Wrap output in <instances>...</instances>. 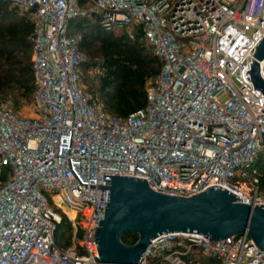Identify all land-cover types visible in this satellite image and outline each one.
Returning <instances> with one entry per match:
<instances>
[{
	"label": "built area",
	"instance_id": "2783aa9c",
	"mask_svg": "<svg viewBox=\"0 0 264 264\" xmlns=\"http://www.w3.org/2000/svg\"><path fill=\"white\" fill-rule=\"evenodd\" d=\"M3 1L34 26L36 91L32 118L0 104V264H102L105 174L171 197L221 187L264 205V95L248 80L264 0ZM87 18L140 40L162 63L146 107L127 118L104 111L82 81L86 57L71 24ZM65 220L73 234L62 248ZM139 264H264V252L247 235L213 243L167 233Z\"/></svg>",
	"mask_w": 264,
	"mask_h": 264
},
{
	"label": "water",
	"instance_id": "95a60500",
	"mask_svg": "<svg viewBox=\"0 0 264 264\" xmlns=\"http://www.w3.org/2000/svg\"><path fill=\"white\" fill-rule=\"evenodd\" d=\"M263 59L264 39L247 78L264 95ZM104 181L110 184L104 186L110 191L108 207L96 236L102 264H139L152 241L167 233L198 234L213 243L247 235L264 252V205L241 204V198L221 187L179 198L154 192L143 179L105 174ZM126 234L138 235L139 241L126 245Z\"/></svg>",
	"mask_w": 264,
	"mask_h": 264
},
{
	"label": "trees",
	"instance_id": "16d2710c",
	"mask_svg": "<svg viewBox=\"0 0 264 264\" xmlns=\"http://www.w3.org/2000/svg\"><path fill=\"white\" fill-rule=\"evenodd\" d=\"M80 3L87 6L85 0H80ZM33 32L34 26L27 17L19 16L7 2L0 0V95L13 89L25 100L33 97L34 103L36 85L33 44L30 41ZM71 34L80 39V50L86 57L82 81L94 95V85L83 74L100 70L99 98L95 96L104 111L124 119L144 109L148 83L162 69V63L152 50L140 40H128L124 34L104 32L95 18L74 20ZM65 224H68L66 220L60 227ZM63 241L57 233L58 244L66 248L69 242L65 244ZM122 241L133 246L139 241V236L126 234Z\"/></svg>",
	"mask_w": 264,
	"mask_h": 264
},
{
	"label": "rangeland",
	"instance_id": "374dc122",
	"mask_svg": "<svg viewBox=\"0 0 264 264\" xmlns=\"http://www.w3.org/2000/svg\"><path fill=\"white\" fill-rule=\"evenodd\" d=\"M19 16H23V15L19 14ZM100 75L101 73H100V70L98 69L96 71H90L88 73L83 74V77L88 78L90 83L94 85L95 95H97L98 98H99V95L97 91V86L99 85ZM6 102L13 103L17 112L22 117L32 118L35 116L33 97L30 100H25L24 98H21L18 95V93L15 92L13 89H9L8 91H6L5 94L0 95V104L6 103ZM98 103L103 108L102 104L99 101ZM262 189L264 193V185ZM58 213L61 214V212H58ZM72 234H73L72 230L68 224H65L63 227H60L59 232H58L59 238H61V240H64L63 243L65 244H67L68 240L70 241L72 239ZM78 240H80V238H78Z\"/></svg>",
	"mask_w": 264,
	"mask_h": 264
},
{
	"label": "bare ground",
	"instance_id": "6f19581e",
	"mask_svg": "<svg viewBox=\"0 0 264 264\" xmlns=\"http://www.w3.org/2000/svg\"><path fill=\"white\" fill-rule=\"evenodd\" d=\"M69 216H70L72 219H74V218H75V214H74V213H72V212H69Z\"/></svg>",
	"mask_w": 264,
	"mask_h": 264
}]
</instances>
